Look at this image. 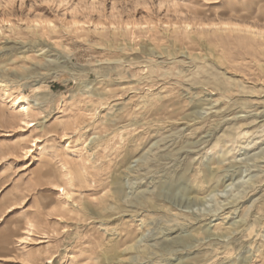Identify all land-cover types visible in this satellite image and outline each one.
<instances>
[{"label": "rangeland", "instance_id": "obj_1", "mask_svg": "<svg viewBox=\"0 0 264 264\" xmlns=\"http://www.w3.org/2000/svg\"><path fill=\"white\" fill-rule=\"evenodd\" d=\"M0 264H264V0H0Z\"/></svg>", "mask_w": 264, "mask_h": 264}, {"label": "bare ground", "instance_id": "obj_2", "mask_svg": "<svg viewBox=\"0 0 264 264\" xmlns=\"http://www.w3.org/2000/svg\"><path fill=\"white\" fill-rule=\"evenodd\" d=\"M79 22L77 21V20H73V24L75 25V24H78ZM22 98V97H21ZM21 98H17L16 100H14V105L17 107V108H19L18 109V112L21 114V115H23V116H28V112H29V107L30 106H28V103L25 101V100H22ZM17 112V113H18ZM20 118H21V116H20ZM23 119H25L24 117H23ZM27 119V118H26ZM23 121V120H22ZM27 126V125H26ZM31 126H33V124H31L30 123V125L28 124V127H31ZM66 139V138H65ZM39 141V139H37V138H35L34 140H32V145L31 146H36V143ZM26 150H27V152H25L27 155H29V153L32 151V148H26ZM30 155H31V153H30ZM67 176V175H66ZM61 189V190H60ZM59 190L60 191H62L63 192V194L64 195H69V194H67V192L65 191V189L64 188H59ZM249 230V229H248ZM247 230V231H248ZM251 230V229H250ZM248 233H250V232H248ZM22 239V238H21Z\"/></svg>", "mask_w": 264, "mask_h": 264}]
</instances>
